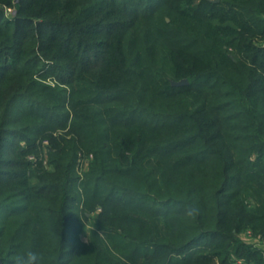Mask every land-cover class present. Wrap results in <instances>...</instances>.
Here are the masks:
<instances>
[{"label": "trees", "instance_id": "1", "mask_svg": "<svg viewBox=\"0 0 264 264\" xmlns=\"http://www.w3.org/2000/svg\"><path fill=\"white\" fill-rule=\"evenodd\" d=\"M28 252L264 264V0H0V264Z\"/></svg>", "mask_w": 264, "mask_h": 264}, {"label": "clouds", "instance_id": "2", "mask_svg": "<svg viewBox=\"0 0 264 264\" xmlns=\"http://www.w3.org/2000/svg\"><path fill=\"white\" fill-rule=\"evenodd\" d=\"M199 209L193 204L185 207V214L189 217L198 215ZM15 264H40V258L35 252H28L26 256H18L15 258Z\"/></svg>", "mask_w": 264, "mask_h": 264}, {"label": "rangeland", "instance_id": "3", "mask_svg": "<svg viewBox=\"0 0 264 264\" xmlns=\"http://www.w3.org/2000/svg\"><path fill=\"white\" fill-rule=\"evenodd\" d=\"M88 237H89V227L86 226V227L83 229L82 233H81V238L84 239V240H87Z\"/></svg>", "mask_w": 264, "mask_h": 264}, {"label": "water", "instance_id": "4", "mask_svg": "<svg viewBox=\"0 0 264 264\" xmlns=\"http://www.w3.org/2000/svg\"><path fill=\"white\" fill-rule=\"evenodd\" d=\"M185 83H186V81L183 80V81L176 82L175 85H183V84H185Z\"/></svg>", "mask_w": 264, "mask_h": 264}, {"label": "built area", "instance_id": "5", "mask_svg": "<svg viewBox=\"0 0 264 264\" xmlns=\"http://www.w3.org/2000/svg\"><path fill=\"white\" fill-rule=\"evenodd\" d=\"M30 158H32V157H30Z\"/></svg>", "mask_w": 264, "mask_h": 264}]
</instances>
